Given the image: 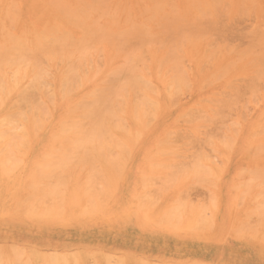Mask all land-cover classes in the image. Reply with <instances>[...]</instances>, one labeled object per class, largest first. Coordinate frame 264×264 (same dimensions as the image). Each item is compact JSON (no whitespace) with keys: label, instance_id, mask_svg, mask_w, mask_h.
I'll return each instance as SVG.
<instances>
[{"label":"bare ground","instance_id":"bare-ground-1","mask_svg":"<svg viewBox=\"0 0 264 264\" xmlns=\"http://www.w3.org/2000/svg\"><path fill=\"white\" fill-rule=\"evenodd\" d=\"M157 1L155 4L156 5L155 8L158 7L157 11H159L163 7L162 4H165L166 2H163L164 0H162L161 2H157ZM171 1H173V0H171ZM196 1L199 3L198 7H200L199 5H201V7L199 10H197V13H193V11H192L191 14H195V15H194V17L192 16L194 19L190 18L191 22H188L187 19H185V22L182 21L185 17L187 18L188 15L184 17L182 15L183 13H181L179 11L180 10L179 8L175 7V9H174L175 5L174 6L172 5L174 2L173 3L171 2L172 4H167V5H172V6H170L173 8L172 12H170L171 14L169 13V15H168V13L166 12L168 17H165V15H166L165 14L164 19H162L163 18L162 16H161L162 18H159V19H161V21H159L160 26H161V23H162V26L166 25L163 27L165 29L161 30L162 33L165 34L164 40L165 41L168 40V42L167 41L164 42V45H165V43H168L167 46L169 45L170 47H172V49L176 53L178 50L174 49L175 47L179 50H181L183 48V47L180 48L179 45L177 47V44H176L177 42L183 41V43H185L187 41H191L189 39L190 36L195 38V40L197 42V38H200L202 36V34H203V37L205 38V35L203 33L204 30L207 33H210L207 31L208 30L207 28L209 27L207 23H209L211 25H212V23L208 20H204L205 23L207 22L206 24L208 27L207 26H206L207 28L203 27V30H202V24L204 25V22H203L204 16L211 15L213 17L215 15L214 11H216L215 10V8H216L218 11H216L215 13L217 14V16H219V19L222 18V17L220 18V16H221V14H223L222 12H224V11H222V12L220 11V15H219L218 14L219 9L216 7V5H218L219 2H220V4L222 3V0H203V2H202V4L204 3L203 6L200 3V1H198V0H196ZM196 1L194 0V2H196ZM244 1H246V0H242L240 2L242 4L240 6L243 7L245 5ZM250 1H253L252 3H254L256 0H250ZM143 2H144V0H143ZM179 2H180V0H179ZM187 2H188V0L186 1V3ZM126 3H129V2L125 1V4H124L125 6L121 5L122 3L121 4L119 3L120 5L118 7L117 6L118 3L115 4V1L113 3V0H0V218L1 217H12V218H21V219H28L29 218V219L38 220V221H44V220L45 221H47V220L48 221H51V220L52 221L53 220L58 221L59 220V221H63V222L64 221L66 222L67 220L71 221L72 219L70 220V218H72L73 216L76 217L79 215H81V216L83 215L84 217H87V216L90 217V214H94V216L91 215V218L92 217L94 218L97 215L96 213H100L102 216V212L103 213H105V212L110 213L113 210H117V212H118L120 207H119V209H117V206L120 204H121V209L119 211L123 210V206H122L123 204L122 203L119 204V201L116 197L119 194V189H121V190H123V193L125 195H126V190H132V191L135 190L133 193L134 201L131 202L133 199L132 195H131L132 199L130 200L129 205L128 204L126 205V202H125V208L127 210H124V212L128 211V207L130 206L133 212H131V211H129V212H131L132 214L134 212L137 213V211L139 214L141 213V217H139V219L141 218L143 223L145 222V223L151 224L153 226L155 224L156 226H159V227L164 225L165 227L163 226L162 229H165V228L167 229V227H166V225H167V226H170L172 229H175L174 232L175 231H183L182 228L184 229V231L186 228L187 229L190 228L189 229L190 231L187 229L185 231V232L188 231L187 233L190 232V234H192L193 232L196 233L195 231H197V232L200 231L201 233H203L204 229H205L204 227L209 226L211 224V222L213 220L212 215L215 214L214 212L216 211V210H214L215 209L214 204L212 206V207H214V208H212L214 211L210 210V213H213V214H211L212 217L209 215V212H208L209 209H207V208H209V206L207 208H205V210H204L202 208L204 206H203V204L201 205V202H199L200 205L196 204V206H195V203L190 204L192 201H194V199H193V200H190L191 202L187 201L185 204H183L182 202H183L184 197H182L183 199L180 197L183 195L188 196L189 194H191V192H189V191H188L189 194H187V191L184 190L186 192H181L180 193L181 196L180 195L177 196V194H174L177 197H175L173 195V197H175V199L172 198V202L174 199V202L176 203L178 201L177 199L179 197V201H181V199H182V201H181L182 204H178L175 208L173 207V204L171 206H170V204H168V206L172 207V209H170V207H167L168 211L163 213L162 210H156L155 212L153 211V209H158V208L154 207V206H157L156 205L157 203H155V202L160 200L159 197H162V192H161V195H158L155 193V191L157 193L159 192L158 188H156V190L154 189L155 191L153 193L158 195L159 199L157 198L158 200L155 199L156 201H154V200H152V198L151 199L149 198L153 194L152 192H150V190L152 191L153 188L149 189L147 186V183H146V186L149 189V192L151 193V195L149 197L147 195L148 189L145 190L146 186H138V188L132 189V186H133L132 185V186H129L126 188V175H125V186L120 185L119 179H121V177H123V176L120 174L117 175V172L118 173L121 172V174H123L122 171L125 168L124 169L118 168L119 170L117 172H115L117 170L115 168V166L117 165L116 164L117 161H119V162L121 161L120 165L122 167H125V165H126V160H125V158L122 157V155H125L122 153L125 152L126 154H128L127 153L128 151L130 153V149L127 148L128 151H126V146H127L126 142L130 141L132 143L133 140L135 141L136 138L138 139L139 138L138 135L141 134V133H139L141 130H139V132H137V131H135L136 130L135 128H137L138 126H142L143 124L145 126V123H148L146 121H148L149 117L151 116L150 113H152V112H153L152 113L153 118L151 119V117H150L151 120L155 119V116H153V114L161 116L162 115V109H163L162 108V102H160V99H159V92L157 91L160 86L156 85L157 83L155 84L154 82L152 83V84H154V86H151L152 84H151V80L148 77L149 75H146L148 73L145 74V73L141 72L142 71L141 68L143 67V65L146 62H148L147 60H150V58L147 59L146 62L144 63L145 60L141 59V60H143L141 62V61H139L140 60L139 57H142L141 56L142 52L145 54V51H143V49H147L150 51L152 47L154 49V46L156 44H159L158 45L159 47H162V46L164 47V45L162 43V40L160 41L159 38L158 39L156 38L155 34L152 36L151 34H153V33H151V34L149 33L151 28L148 27L146 22H144L145 19L142 21L138 17V15L140 13L139 9H138V11H137L138 13H137L131 7L126 6ZM135 3L136 2H134V5H135ZM139 3H136V4H139ZM226 3H225V5L229 6V4H226ZM194 4L192 2V4H191L192 8L195 7ZM246 4H248V2ZM250 4H251V2H250ZM225 5H224V7H225ZM249 5H248V7H249ZM147 6H148V4H147ZM186 6L188 7L189 4ZM218 6L222 7L221 5H218ZM140 7L142 8V6H140ZM248 7H246V8L248 9ZM145 8H147V7L145 6ZM196 8L197 7H195V9ZM229 8H231V5ZM252 8H255V6H253ZM148 9H149V7H148ZM185 9H186V7L184 6V9H183L184 11L183 10H181V11L185 12ZM190 10H191V8H190ZM222 10H223V8H222ZM146 12H148V11H146ZM242 12H243V10H242ZM245 12H244V16L249 11H247L246 13ZM262 12L264 13L263 9H262ZM179 13H181V14H179ZM187 14H190V13H187ZM212 14H214V15H212ZM226 14H229V13H226ZM252 15L253 14H251V17H252ZM140 16H142L141 13H140ZM157 16H159V15H157ZM222 16H224V14ZM225 16H227V15H225ZM245 17H249V16H245ZM253 19L255 20V18H253ZM155 20H158V19H155ZM162 20H165V22L167 24H165L164 21L162 22ZM237 21H239V20H237ZM186 22H187V25H184ZM218 22H217V25H219ZM261 22H263V21H261ZM225 23H227V22H224V24ZM152 24H153V21H152ZM231 24H233V23L231 22ZM149 28H150V30H149ZM160 28H162V27H160ZM160 28H159V30H160ZM220 28L221 27H219V29ZM223 28H226V27L224 26ZM223 28H221V29H223ZM261 28H263V27H261ZM210 29H211V27H210ZM239 30H240V28H239ZM239 30L236 31L235 35L238 33ZM233 31H234V29H233ZM251 31L248 35L252 34ZM221 32L219 33V36H220ZM240 32L242 33V31H240ZM241 33H239V34H241ZM261 33H263V31ZM212 34L214 35V33H212ZM222 34H224V33H222ZM232 34H234V33H232ZM243 34H241V35H243ZM246 34H247V31H246ZM256 34H258V33H256ZM258 36H260V34H258ZM263 36H264V34H263ZM209 37L211 38L212 36H209ZM239 37H237V38L239 39ZM251 37H253V36H251ZM261 38H263V37H261ZM211 39H213V38H211ZM213 40H215V38ZM213 40L211 42H215ZM201 41H204V40H201ZM253 41H254V39H253ZM253 41H252V43H253ZM154 42L155 43L157 42V43L155 44ZM159 42H161V45ZM169 42H172V43L176 42L175 43L176 46H174L175 45L174 43L172 44ZM257 42H260V39ZM198 43L200 44L199 40H198ZM209 43H210V41H209ZM228 43L230 44L232 42L228 41ZM237 43H239V42H237ZM237 43L236 44L233 43V44L237 45ZM263 43L264 42H262V43L260 42L259 45L262 44L264 47ZM150 44H152L151 48L148 47V45H150ZM189 44H190V42H189ZM192 44L194 45V43H192V41H191L190 45H192ZM202 44H203V42H202ZM218 44L216 41L215 48L217 46V49H219L218 53H221L220 52L221 48H220V46H218ZM250 44L251 43H249V45ZM172 45L174 46V48ZM193 45L190 47V49H194V50H192L193 52H195V49L198 51V48H196L195 46H194L195 47L194 48ZM211 45L212 44H209L208 47ZM158 46L156 45V47H158ZM185 46H186V44H185ZM201 46H205V45L204 44L199 45L200 50L202 48ZM221 46H222V44H221ZM242 47H243V45H242ZM247 47H245V48H247ZM212 48H214V46ZM259 49H261V48L259 47ZM139 50H142V51L137 52ZM168 51H169V49H168ZM192 51L190 50L189 53L194 54ZM215 51H217V50H215ZM215 51H213V52L215 53ZM222 51H224V50L222 49ZM253 51L255 53H258V55L260 54L259 51H257L256 49H253ZM253 51L251 50V53ZM135 52H137V54L138 53L140 54L139 57L137 54H135ZM179 52H182V50ZM246 52H248V50ZM249 52H250V50H249ZM254 52L252 54H255ZM96 53H102L101 58H104L102 56L104 54L105 61L103 59V65H102V59L100 57H98V56H100L98 54H97L98 55L97 58H100L101 62H100V60H98L96 58H95L96 59V61H95L94 57H96L95 56ZM153 53H156V51ZM169 53L171 54V58L175 56L176 58L174 57V59H176V60L180 59V58H178V56L172 54L171 51L168 52V55H166L165 58L169 57ZM248 53L246 55H248ZM190 54H189V56H190ZM211 55L212 54L210 53V55L206 56V62H207V59H209L207 57H209V56L211 57ZM147 56L143 55V57H147ZM191 56H193V55H191ZM256 56H257V54H256ZM179 57H180V55H179ZM243 57L245 58V56H243ZM260 57H263V56H260ZM181 59H186V58H184V56H183V58H181ZM211 59H213V58H211ZM214 59H215V57H214ZM129 60H130V64L127 65L126 63H129V62H126V61H129ZM239 60L242 61L243 59H241V57H239V59L237 61H239ZM254 60H256V59L254 58ZM254 60H252V61H254ZM92 61H95V62H93V65H94V63L96 65V62H97L98 67L100 66V68H98L96 65V69L98 68L97 70L101 71V72H99V74L101 73L100 75L109 76L108 77L109 82H108V80H106V77H105L104 80L106 82L103 81V79H101L102 81H100V83L98 85H100V84L102 85L103 82H105L104 84L110 83L109 86L107 85L108 87L106 89H105V87L104 88L102 87L103 90L100 89L101 87H98V89H97L95 86V89L98 92L100 91L97 97H94L96 94H93L95 92L92 91L93 90L92 88H91L92 90L89 89L90 91L88 93L84 92L85 88H88L90 86V83L95 84L96 83L95 81L96 80L98 81L99 74L96 73V71L93 72L91 70V69H93V67H90L91 72H89V73H88V71H90L89 69H88V71L86 69L84 70V67H86V66H89V65L93 66L91 63ZM159 61H160V59H159ZM163 61H161V63L163 62L162 65L166 62L164 60V58H163ZM252 61L250 63H252ZM262 61H258V63L262 62ZM119 62H120V64H117ZM133 62H135V63H133ZM137 62H138V64H136ZM139 62H141L142 64L141 63L139 64ZM186 62L188 64V61H186ZM233 62L231 60V63H233ZM166 63L168 64V62H166ZM234 63H236V62H234ZM234 63L231 64V65H233V67H234ZM132 64H133V66L139 65L138 68H140L141 70L140 69L138 70L137 67H136L137 71L134 70L135 68L134 67L132 68ZM175 64L179 65V63H175ZM247 64H249V63L247 62ZM140 65L142 67H140ZM177 65H175V66H177ZM210 65H212V63H210ZM231 65H228L229 68ZM249 65H251V64H249ZM260 65H262V64H260ZM256 66H257V64H256ZM173 67H171V68H173ZM182 67H184V66L182 65ZM182 67L180 68V65H179V67H176L177 70H180V71H178V73H181ZM237 67L238 66H236V68ZM261 67H260L261 69L264 68L263 65ZM143 68H144V70H145V68L147 69L146 66H144ZM203 68H204V66H203ZM201 69H202V67H201ZM53 70H55L54 73H53ZM177 70H175V72ZM85 71H87V72H85ZM226 71H228L227 67H226ZM256 71L259 72L258 69ZM262 72H264V71H262ZM219 74H220L219 76H224V71H223V74H221V73H219ZM225 74H226V72H225ZM212 75L214 76L215 74L213 73ZM52 76H53V79L55 82V90H53L52 88H50V89L48 88V87H50V85H48V84L51 83V81L48 82L49 81L48 79L50 77H51L50 79H52ZM256 76L257 75L255 73V76H253L255 78L254 81H256V79H258V77H259V76H257V78H256ZM183 77H184L183 75L179 74L178 79L176 77L175 82L170 81V83L173 82L171 84H168L163 79V83L165 85V89H163V90L165 91L166 98H169V100H170V98L174 97L173 95L178 94L181 91L180 89H182L184 86H186V87L188 86L187 90L190 89L189 84H187L183 81L184 80ZM259 78H261V76ZM221 79H222V77H221ZM217 80L219 81V79H217ZM251 80H252V78H250V81ZM260 80L258 79V81H260ZM252 82L253 81H251V83ZM52 83H53V81H52ZM207 83L205 84V86L207 85ZM234 83H235V81H234ZM255 83H257V81ZM52 85L53 84H51V87H52ZM242 85L243 84L241 83V86ZM104 86H106V85H104ZM156 86H157V89H156ZM232 86H234V85H232ZM247 86H251V85H247ZM228 87H230V86H228ZM151 88L152 89L155 88L154 91L151 90ZM234 88H235V86L233 87V89ZM255 88L258 89V85H257V87L255 86ZM148 90L149 91L151 90L149 92V95H148V93H146V91H148ZM247 90H249V89H247ZM252 90H255V89L253 88ZM250 91H249V93H250ZM90 92L92 95H94L93 99L95 101H93V99H91L92 96L89 95ZM257 92L259 93L260 91H257ZM216 93L218 94V92H216ZM239 93H241V92H239ZM254 93L255 92H253V94ZM225 94H222L221 96H223ZM256 94H255V96H256ZM38 95H39V98H38ZM235 95H237V94L235 93ZM235 95H233L232 97L237 98L238 95L237 96H235ZM244 95H248V94H244ZM83 96L84 97L89 96L90 98H88V97L87 98L89 100H91L90 101L91 104L90 103L81 104V102H79V101L77 102V100L79 98L81 99V97H83ZM133 96H135V98H136L135 102L132 99ZM177 96L179 97V95H177ZM240 96H238V97H240ZM224 97H228V96H224ZM245 97H247V96H245ZM236 98H234L233 101H235ZM86 99H85V102H87ZM229 99L231 101V98H229ZM257 99L258 98L256 97V101H257ZM173 100H175V99H173ZM177 100H175V101L178 102ZM201 100L203 102V99H201ZM247 100L245 102H247ZM253 100H255V99H253ZM117 101H119V106L117 105L118 104ZM206 101H209V100H206ZM230 101H226V102H230ZM173 102H172V105L174 104ZM235 102L234 103H232V101L230 102V103H232V108L234 106H236V107L238 106L237 103H236V105L233 106V104H235ZM241 102H242V100H241ZM17 103L21 104L23 106V108H24V106L28 107V110L24 109L25 110L24 111L22 109L23 110V111L21 110L22 112L21 111L20 112L18 111L19 113L14 112L13 111V108H14L13 105H15ZM170 103H171V101H170ZM230 103L229 104L226 103L227 106L229 105V107H230ZM222 104L223 103H221V105ZM247 104H249V103H247ZM167 105H166V107H167ZM19 106H16V107H19ZM237 108H239V107H237ZM59 109L60 110L62 109V110L60 111ZM14 110L16 111V108H14ZM54 110L60 111L57 114V116H55L53 114ZM217 110L219 112L222 111L219 108ZM232 110H234V109H232ZM212 111H213V109H212ZM218 111H216L217 114H218ZM224 111L226 112V110H223L222 112H224ZM249 111H250V109L248 110V113H249ZM80 112L83 114H80ZM188 113H186L187 114L186 116H190V115H188ZM203 113H207V112H203ZM212 113H214V112H212ZM228 113H230V111ZM78 114H80L81 116L84 115L86 118V119L85 118L84 119L87 120L88 122H90L88 125L89 127H87L88 129H85L86 127L83 128L84 126H87L86 124H88V122L86 121L85 125L81 124L83 120L80 122L78 121L79 116H80ZM194 114H195L194 112H191V115L194 116ZM220 114H221V112H220ZM222 114H224V113H222ZM231 114H233V113H231ZM233 115H235V114H233ZM195 116H196V114H195ZM195 116L194 117L191 116L192 119H191V117H189V118L192 121H194L193 119H195ZM215 116H218V115H215ZM228 116H230V115H228ZM145 117L148 119H146ZM180 117H183V116H180ZM180 117L178 119H180ZM230 117H232V116H230ZM184 118H186V117H184ZM189 118H188V120H190ZM196 118H197V116H196ZM199 118H201V117H199ZM199 118H197V119L199 120ZM235 118H237V117H235ZM214 119H215V117H214ZM220 119H222V118H220ZM151 120H149L150 122H149V125L147 124L148 126H150ZM206 120H207V118L205 120L203 119V121H205V122H206ZM195 121H196V119H195ZM203 121L201 120V122H203ZM207 121H209V119ZM224 122H226V121H224ZM152 123H153V121H152ZM186 123H188V122H186ZM196 123H198V122L196 121ZM236 123H238V122H236ZM217 124H218V122H217ZM198 125H199V123H198ZM216 125H215V127H216ZM127 126H129L128 127L129 130L126 129ZM208 126H209V124H208ZM225 126L227 127V125H225ZM225 126H223V127H225ZM199 127H202V126H199ZM203 127H205V125ZM215 127H213V128H215ZM217 127H216V129H213L215 132H212V133L218 134V133H216ZM221 127L222 126L219 125V131L220 132H221V130H220ZM259 127H260V129H262L261 126H259ZM203 129H205V128H203ZM232 129H233V127H232ZM235 129L236 128H234V131H236L238 133L239 129H237V130H235ZM198 131L200 132V129ZM209 131H210V129H209ZM259 131L260 130H258L257 133ZM263 132H264V130H263ZM135 133L137 136L136 135L133 136V137H136L133 139V137L131 135L132 134L134 135ZM170 133H172V132H170ZM177 133H179V132H177ZM207 133L208 132H206V135H207ZM212 133L210 131V135H209L210 137H211ZM224 133L225 132H223L222 134H224ZM260 133H261V131H260ZM179 134H178V136H179ZM255 134H256V131H255L254 135L252 134L254 136V139H255ZM256 135H258V134H256ZM128 136H131L132 141L130 140V138H127ZM167 136H165V137H167ZM174 136H175V134H174ZM170 137L167 138V141L170 139ZM210 137H209V139L205 138L206 143H207V140L210 141ZM191 138H192V136H191ZM227 139L229 141L232 138L227 136ZM165 140H166V138H165ZM178 141H179V138H178ZM197 141H198V137H197ZM203 141L205 143V140H203ZM216 141H218V139ZM36 142H41L43 145H45V148L42 147V149H40V150H38L36 148L35 149L32 148L33 150H31V146L33 145V143H36ZM135 142H137V141H135ZM160 142H164V138L162 139V141L160 140ZM171 142H169L170 145L173 144ZM176 142L177 141H175V143ZM188 142L189 143H187V144H190V143L195 144V147L197 145L196 143H198V142L193 143V141H190V139L188 140ZM211 142H213V140H211ZM206 143H205V145H206ZM230 143H232V145L234 144L233 139L230 141ZM183 144L187 145L186 142ZM220 144H222V142ZM227 144H229V143H227ZM38 145H39V143H38ZM232 145H230V150L232 149ZM260 145H261V143H259V147H260ZM19 146L21 147L22 151H21ZM197 146H201V145H197ZM206 146H208V145H206ZM23 147H24V150H23ZM211 147H212V145H211ZM113 148H115V149H113ZM209 148L210 147H208V149ZM224 148H225V146H224ZM263 148H264V146H263ZM29 149L34 154L31 159H30V157H25L26 153H28ZM156 149H157V145H156ZM251 149H253V148H250V151H252ZM258 149L260 150V152L262 150H264V149H262V146H261L262 150L260 148H258ZM146 150H148V149H146ZM259 150L256 151V153H258ZM111 151L114 155L110 153ZM227 151L229 152V150H227ZM247 151H249V150H247ZM106 152H108L109 155L106 154ZM165 152H166V150H165ZM186 152H188V151H186ZM200 152H201V150H199L198 153H200ZM204 152H205V150L203 151V153L201 152V154H199V156L201 155L200 157H202V159H203L202 161L200 159V161L198 160L196 162H193L192 164H190L186 167H182V166H179V167H182L183 168L182 170H184V172L185 171H189V172L190 171H197V172L200 171V172H202L201 177H204L205 173H206L205 175H208L207 173L212 172L211 170L213 169L212 168L213 164L212 165L210 164L212 161L210 159L206 158L208 154L206 155L205 154L206 152L205 153ZM217 152L215 151V153H217ZM161 153H162V151L159 153L160 154L159 157H161L163 155V154L161 155ZM194 153L192 155H194ZM256 153H254V154H256ZM143 154H145V153H143ZM165 154L168 155L167 153H165ZM173 154H175V152H173ZM212 154H214V153H212ZM219 154H221V153L219 152ZM251 154L253 156V153H251ZM103 155L104 156L108 155V157L104 158ZM156 155H158V154H156ZM177 155H179V154L176 153V156ZM75 156L77 157L76 160H74L76 158ZM96 156H97V159H96ZM128 156H130V155H128ZM87 157H88V161H85V160H87ZM90 157H92V158L89 160ZM98 157H100L101 160L103 157L104 160L102 161L101 165H103L105 167H101V166L96 167L97 164H95V165L90 164V162L91 163L95 162V160L97 162H99ZM181 157L183 158V156H181ZM248 157L249 156H247L246 158H248ZM148 158H149V156H148ZM154 158L155 157H153V159ZM171 158H172V156H171ZM171 158H169V159H171ZM82 159H84V161ZM92 159H95V160L92 161ZM172 159H175V158H172ZM26 160H29V161H26ZM80 160L82 161V163L89 162L88 163L90 165L89 168L85 169V170L82 169L81 166L82 165L84 166V164H82ZM165 160H167V159H165ZM183 160H184V158H183ZM213 160H214V158H213ZM148 161H150V158ZM148 161H145V162L147 163ZM207 161H209L210 163L207 164ZM216 161H217V159H216ZM77 162H80L81 166L80 165L79 166L81 168L77 167V164H76ZM143 162H144V160H143ZM181 162H183V161H181ZM181 162L179 165H182ZM106 163H108L107 166H106ZM156 163L160 164L161 162L160 163L156 162ZM156 163H154V164H156ZM120 165L119 166L117 165V166L120 167ZM142 165H144V164H142ZM110 166H112V167H110ZM167 166H166V168H168ZM99 167H101V168H99ZM155 167L158 168V166H155ZM173 167H174V165H173ZM219 167L221 168V165H219ZM20 168H23L24 171H20L21 170ZM112 168L115 169L114 172H113ZM157 168H155V169H157ZM174 168L177 169V167H174ZM151 169H152V167H151ZM258 169L256 166L255 170H257V172H258ZM170 170H171V168H169V170H167V171L170 172ZM245 170L247 171V169H245ZM245 170L243 168V171H245ZM249 170H251V169L249 168ZM177 171H178V169H177ZM220 171L222 172L221 169H220ZM124 173H125V171H124ZM140 173L142 175V171ZM182 173H183V171H182ZM248 173H249V171H248ZM252 173L250 172L249 174L253 175ZM262 173H264V172L262 171ZM143 174H144V171H143ZM173 174H176V172ZM238 174H240V173H238ZM138 175H139V173H138ZM141 175H140V178H142ZM187 175L188 174L186 173L185 176H187ZM193 175H196V174H193ZM161 176L163 178V175H161ZM165 176H166V174H165ZM183 176H184V174H183ZM198 176L200 178V179L198 178V180H201L202 178L200 177V175H198ZM208 176L211 177L212 175H208ZM214 176H216L219 179V176H217L216 173ZM243 176H245V175H243ZM243 176H240V177H243ZM152 177L153 176H151V179H149V175L147 176L145 174V176L143 177V180L144 179L147 180L146 182H150L149 180H151V183H152V179H153ZM188 177H190V176H188ZM196 177H197V175H196ZM205 177L207 180H209L207 178V176H205ZM167 178H168V183L171 182V181H169V180H171L170 176ZM181 178H182V176H181ZM181 178H179V179L177 178V180L179 181ZM193 178L195 179V176ZM246 178H248V177H246ZM186 179H188V178H186ZM256 179H257V177H256ZM256 179H253V182ZM258 179H260V178H258ZM143 180H142V182H143ZM162 180H164V179H162ZM243 180H245V179H243ZM160 181L161 180L159 177V183H160ZM174 181H175V179H174ZM249 181H250V179H249ZM249 181H247V183ZM153 182H154V184H152V185H154V187L155 186L158 187V185H156V183H157L156 179ZM251 182H252V180H251ZM253 182H252V184H253ZM141 184H143V183H141ZM212 184H210V185H212ZM246 184H245V187H243V188H245V190L250 193L251 188L249 189L248 188L249 184L248 185H246ZM242 185H243V183H242ZM260 185H261V183H260ZM189 186H190V184H189ZM193 186L195 187L196 184H194ZM246 186L249 190L246 188ZM249 186H251V185H249ZM257 186H259V185H257ZM257 186L255 185L254 187H257ZM213 187H214V184H213ZM239 187H240V185H239ZM164 188H163V190H164ZM233 188L239 189L236 185L232 186L231 189L234 190V192H235V189H233ZM263 188H261V186L259 188L260 190L262 189L261 191H259V193H261L262 195H264L262 193V191L264 192ZM240 189L242 190V186ZM166 190L167 189H165L164 191H166ZM193 190H195V189H193ZM146 191H147V193H146ZM178 192H180V191H178ZM241 192L243 194V191H241ZM252 192H254V191H252ZM184 193H186V194H184ZM249 193L247 195H249ZM141 194L147 195V197L149 199H147L145 196H144V198H146V199L142 198L143 195H141ZM159 194H160V192H159ZM205 194L207 195V193H205ZM231 194H233V193L231 192ZM258 194L256 193L257 196H258ZM208 195H207V197H208ZM187 196H185L184 202L186 201ZM204 196L205 195H203V197ZM238 196H236L235 198L233 197L235 199V201L241 200V199L237 198ZM243 197L244 196L241 197L242 200H243ZM208 198H211V197H208ZM239 198H240V196H239ZM153 199H154V197H153ZM205 199H204V202H205ZM245 199H246V197H245ZM188 200H189V198H188ZM208 200H206V201H208ZM249 200H248V202H249ZM251 200L254 201L255 199L251 198ZM122 201L123 200H120V202H122ZM165 201H167V200H165ZM168 201H170V200H168ZM228 201H230V200H228ZM231 201H233V200L231 199ZM255 201H257V200H255ZM236 202H238V201H236ZM152 203H155L154 206ZM262 203H264V202H261V204ZM229 204L230 203H226V207L230 206ZM251 204H252V202H251ZM207 205L208 204H206L205 206H207ZM238 205H240V204H238ZM252 205L254 207H256L255 204H252ZM252 205L250 207H252ZM263 205L264 204H262L260 206L264 207ZM215 206H216V204H215ZM132 207H134L136 209V211L133 210L134 208H132ZM244 207H246V206H244ZM254 207H252V208L254 209ZM257 207L255 208V211L253 210L254 212L251 211L252 214L255 215V212L257 211L256 210ZM163 208L165 209L166 206ZM167 209H165V210H167ZM244 209H243V212L246 213V211H244ZM230 210H232V207ZM246 210L248 211V213H247V215L244 216L245 219H246V217H249V219H251V217H250L251 213L249 214V210L247 208H246ZM205 211H207L208 213ZM263 211H264V208H263ZM257 212H256L257 217H259V216L261 217V214L258 216ZM206 213L211 217L210 218L211 220L206 215ZM105 214H103V216ZM112 214H113V212H112ZM229 214H230V212H229ZM263 214H262V218L264 219ZM107 215H108V213H107ZM98 216H100V215H98ZM134 216H136V215H134ZM237 216L239 217V215H237ZM75 217H73V218L76 219ZM136 217H138V214ZM109 218H110V216H109ZM249 219L247 218V220H246V223L250 222L249 224L242 222L246 225H243L241 223V218H240V220L238 219L241 224L238 223L237 221H235L233 224L235 226V228L233 226L234 233L235 234L237 233L240 236L239 238H242L241 235L243 234V239L247 238V237H245L246 234L248 235V238L253 237V236L256 237L257 236L256 234L260 235V237H261V234H262V239L264 240V238H263L264 237L263 236L264 235V227L261 228L260 230H258L257 227L255 228V225L253 227V224H255V223H253V221L251 222V220H249ZM258 219H260L259 222L261 224V218H258ZM258 219H257V222H258ZM252 220H254V219H252ZM136 221H137V219H136ZM243 221H244V219H243ZM145 223H144V225H145ZM21 225L23 226V224H21ZM212 226H213V224H212ZM212 226L210 228L213 229ZM257 226H259V223H257ZM201 228L202 229L204 228V229L201 231ZM210 228H209V230H210ZM44 229H47L49 231H53L51 227H49V228L45 227ZM169 229H167V230H169ZM191 229H194V231H192ZM195 229H200V230H195ZM242 229L244 231L245 230L248 231L249 233L245 232V235H244V233L242 232L243 231ZM111 231H113V230H111ZM56 232L58 233V231H56ZM238 232L241 233V235ZM48 234L49 233H44L42 231L38 233V232H34V231L23 230L21 232V234H19V236H18V239L20 240V242L17 243V245H15L16 244L15 243V244H12V246H10V244L8 246L7 244H5L6 242L4 243L5 245H2L3 243H1L0 244V264H18V262L20 264H155L152 262H148L147 260H144L142 257H140V255H137L132 250L133 249L132 246L126 245V242L123 244L117 245L118 247L120 246L124 249L125 252H122L123 254H120V253L119 254H116V253L108 254L107 252L103 251L101 248H97L98 246H96V247L93 246L95 244L94 242H92L90 240H86V239H78V241L84 242L86 245L82 244V243H78V244H75L72 246H62L61 244H59L61 246L59 248H57L56 251H54L56 249L55 248L53 250L54 252H50L51 250L46 248L47 247L46 244L49 243L50 248H52V246H53L52 243L56 244L57 242L54 241L55 233H53L51 235H48ZM204 234L205 233H203V236H206ZM249 234L252 236H249ZM235 237H237V235H235L234 238ZM91 240H93V239H91ZM117 242H118V240H117ZM27 244H32L33 246H28ZM108 244H110V243H108ZM41 245H44V247H42V249L37 248ZM44 248L49 250V251L43 250ZM189 248H191V247H189ZM213 248H214V246H212V245H208V244L203 245V247H199L196 250V252H197L196 256L194 257L191 255V257L193 259H195V261H197V264H213V262L210 260V256L212 255L210 253L214 251ZM180 252H182V251L180 250ZM157 258L162 259L161 255L157 256ZM232 261H233V264H244L239 259L232 260ZM263 262H264V260H263ZM163 263L165 264V262H163ZM169 263H171V262H169ZM194 263H196V262H194ZM156 264H158V263H156ZM176 264H191V262H189L188 260H183V259L181 260L180 259ZM216 264H220V261H216Z\"/></svg>","mask_w":264,"mask_h":264},{"label":"rangeland","instance_id":"rangeland-1","mask_svg":"<svg viewBox=\"0 0 264 264\" xmlns=\"http://www.w3.org/2000/svg\"><path fill=\"white\" fill-rule=\"evenodd\" d=\"M114 1H115V4L116 3H118V7H119V5L121 4V5H123V6H125L124 4H125V1L126 2H129V3H126V6H129V7H131L133 10H135L136 12L138 11V9H139V12L142 14V16H140V13H139V15H138V17L143 21L144 19V22H146L147 23V25H148V27H150L151 28V30H150V28H149V30H150V34L151 33H153V34H151L152 36L155 34L156 35V38L158 39L159 38V40L161 41L162 40V43H163V45H164V42H168V40H164L165 38V34H163L162 33V31L161 30H163V29H165V28H163L164 26H166V25H163L162 26V23H161V26H160V22L159 21H161V19H159V18H162V19H164L165 17H168V15H169V13L170 12H172V10H173V8L172 7H170V6H174V9H175V7H177V8H179L180 10V12L181 13H183L182 15L185 17V16H187L188 15V17L186 18H184L182 21H184L185 22V19H187L188 20V22H191L190 21V18L192 19L193 17H194V15L195 14H191L192 13V11H193V13H197V10H199L200 9V7H201V5H199L200 7H198V2L196 3V2H194V0H188V2L186 3V1L187 0H180V2H179V0H173V1H171V0H164L163 2H166L165 4H162L163 5V7H162V9L161 10H159V11H157V9H158V7L157 8H155V4H156V1L157 0H144V2H143V0L141 1V0H113V3H114ZM136 2V3H139V4H136L135 3V5H134V2ZM138 1V2H137ZM146 1V2H145ZM162 0H158L157 2H161ZM173 3H171V2ZM198 1H200V3L202 4V2H203V0H198ZM233 1V2H232ZM242 0H222V3L220 4V2L218 3V5H221L222 7H220V6H218V5H216V7L219 9V12H218V14L220 15V11L222 12V11H224V12H222L223 14H224V16H222L223 14H221V16H220V18L221 19H219V16H217V14L215 13L216 11H218L216 8H215V10L216 11H214V14L216 15H214V14H212V15H214L213 17L211 16V15H208V16H204V18H203V22H204V25L202 24V30H203V27L204 28H207L208 26V32H210V33H207L205 30L203 31V33H204V35H205V38L203 37V34H202V36L200 37V38H197V42H196V40H195V38H193L192 36H190L189 37V39L192 41V43H194V45H193V47L195 46L196 48H198V51L195 49V52H193L192 50H194V49H190V47L192 46V45H190L191 44V41H187V42H185V43H183V41L181 42V41H179V42H173L174 44L176 43L177 44V47H178V45L180 46V48H182L181 50H182V52H179V51H181V50H179V49H177L176 47L174 48V46H176V44L173 46V48L174 49H176V50H178L177 51V53L172 49V47H170L169 45L167 46V44L168 43H165V45H164V47L162 46V47H159L158 45L159 44H156L155 42V44L158 46V47H156V45L154 46V49H153V47L151 48V45L153 44H150V45H148V47L149 48H151V50L149 51V50H147V49H143V51H145V54L142 52L141 53V56L142 57H139V53L137 54V52H140V51H142V50H139V51H137V52H135V54H137L138 55V57L140 58V60L139 61H143V60H141V59H144L145 61H144V63L146 62V60L147 59H149L150 58V60H147L148 62H146L144 65H143V67L144 66H146L147 67V69L145 68V70H144V68L140 65V67H142L141 69H142V71L141 72H143V73H148V74H146V75H149L148 77H149V79L151 80V84L154 82L156 85H158V86H160L159 87V89L157 90L158 92H159V99H160V102H162V117L161 116H158V115H154L153 114V116H155V121L154 120H151L153 117H152V113H150L151 114V119H150V117H149V119L148 118H146V119H148V121H146V122H148V123H145V126H144V124L142 125V126H138L137 128H135L136 130L135 131H137V132H139V130H141L139 133H141L140 135H138L139 136V138L137 139L136 137H133V136H135L136 135V133L133 135H131L132 137H133V139L134 138H136L135 139V141H137V142H135L134 140L132 141V138H131V136H128L127 138H130V140L132 141V143L130 142V141H127L126 142V145L128 146H126V151H128V149H130V153H129V151L127 152L128 154H126L125 152L124 153H122V154H125V155H122V157L123 158H125V160H126V165H125V167H122L121 165H120V162L119 161H117V165L119 166L120 165V167H118L117 165L115 166V168L117 169L116 171H115V169H113V172L115 171V172H117L119 169L118 168H120V169H124L122 172H123V174H121V172L120 173H118L117 172V175H122L123 177H121V179H119L120 180V185L121 186H125V175H126V188L127 187H129V186H132V189H136V188H138V186H146V183H147V186H148V188L150 189H152V191L150 190V192H154L155 190H156V188H158L159 189V192H160V194H159V192L157 193L156 191H155V193L156 194H158V195H161V192H162V197H159L160 198V200L159 201H157V202H155V203H157L156 205L157 206H154V204L155 203H152L153 204V206L154 207H156V208H158V209H153V211L155 212L156 210H162V212L164 213V212H166V211H168V209H167V207H170L172 204H173V207L175 208L178 204H185L187 201H190V200H193L194 199V201H190L191 203L190 204H192V203H195V206H196V204H199V202H201V205L203 204V206L204 207H202L204 210H205V208H207L208 206H209V208H207V209H209V215L211 216V214H213V213H210V210L212 211L213 209L212 208H214L215 207V209L214 210H216L214 213L215 214H213L212 216H213V220H212V222H211V224L209 225V226H206V227H204L203 229H204V232L203 233H205L204 235H206V236H203V233H201L200 231V233L199 232H197V231H195L196 233H192V234H190V232L189 233H187V232H185L186 231V229H185V231H184V229L182 228V230L183 231H175L174 232V230L175 229H172L170 226H167L166 225V227H167V229H169V230H167L166 228V230L165 229H162V227L164 226H161V227H159V226H156L155 224H154V226L153 225H151V224H148V223H145V225H144V223H143V221L141 220V218L139 219V217H141V213L139 214L138 213V211H137V213H133L134 215H136L137 216V214H138V217H136V216H134L131 212H133L132 211V209H131V207L129 206H127L128 207V211H126V212H124V210H127L126 208H125V202H126V205L128 204L129 205V203H130V200L132 199V201L131 202H133L134 201V197H133V193H134V191H132V190H126V195L123 193V190H121V189H119V194L116 196L117 197V199H118V201H119V204L120 203H122L123 205V212L122 211H119L120 209H121V204L120 205H118L117 206V209H119V207H120V209L118 210V212H117V210H113L112 212H113V214H112V212H107L108 213V215H107V213L105 214V213H103L102 212V216H101V214L100 213H96L97 215L93 218H91V215H93L94 216V214H90V217L89 216H87V217H84L83 215L81 216V215H79V216H73V217H75L76 219H74L73 217L72 218H70V220L72 219H74L73 221L71 220V221H57V220H51V221H38V220H32V219H21V218H12V217H1L0 218V244L1 243H3L2 245H5V244H7L8 246H9V244H10V246H12V244H15V245H17V243H19L20 242V240L18 239V236H19V234H21V232L23 231V230H29V231H34V232H44V233H49L48 235H51V234H53V233H55V236H54V241L55 242H57L56 244H54V243H52L53 244V246H52V248H50V246H49V243L48 244H46L47 245V247L46 248H48V249H50L51 251L50 252H54V251H56L57 250V248H59L61 245L62 246H72V245H75V244H78V243H82V244H85L84 242H81V241H78V239H86V240H90V241H92V242H94L95 244L93 245V246H98L97 248H101L103 251H105V252H107L108 254H111V253H116V254H123L122 252H125L124 251V249L122 248V247H118L117 245H119V244H123V243H125L126 242V245H131L132 246V250L137 254V255H140V257H142L144 260H147L148 262H152V263H160V264H164L163 262H165V264H168L169 262H171V263H169V264H176L180 259L182 260H188L189 262H191V264H197V261H195V259H193L192 257H191V255L192 256H196V250L199 248V247H203V245H212V246H214V248H213V252H211L210 254H212L211 256H210V260L213 262V264H216V261H220V264H233V261L232 260H237V259H239L240 261H242L244 264H264V262H263V260H264V240L262 239V234H261V237H260V235H258V234H256L257 236L256 237H249L248 238V235L246 236L245 235V232L246 233H249L248 231H244L243 229V233H244V235H245V237H247V238H244L243 239V234L241 235V233H239L241 236H242V238H239L240 236L236 233H234V231H233V224H234V222L235 221H237L238 223H240L239 222V220H240V218H241V223L242 222H245L246 223V220H247V218L249 219V217H246V219H245V215H247V213H248V211L246 210V208L249 210V214L251 213V211H255V208L257 207V213H258V216L261 214V217L259 216V217H257V214H256V212H255V215L254 214H250L251 216V219H249V220H251V222L253 221V223H255V224H253V227H254V225H255V228L257 227V229L258 230H260L261 228H263L264 226V219L262 218V214L264 213V211H263V208L264 207H261L260 205H262V204H264V203H262L261 204V202H264L263 200H264V195H262L261 193H259V191H261L259 188H260V186H261V188H263L264 187V173H262V171L264 172V150H262V149H264L263 148V144H264V132H263V130H264V72H262V71H264L263 69H261L262 67V65L264 66V47H263V45L261 44V45H259L260 44V42L262 43V42H264V36H263V34H264V13L262 12V9L264 10V0H256L255 2L257 3H252L253 1H250V0H246V1H244L245 3V5L242 7V6H240V5H242L240 2H241ZM143 2V3H142ZM192 2H193V4H194V6L195 7H197L196 9H195V7L194 8H192L191 7V4H192ZM227 2V3H226ZM248 2V4H246ZM250 2H251V4H250ZM120 3V4H119ZM142 3V4H141ZM225 3L226 4H229V6H227V5H225ZM129 4V5H128ZM146 4V5H145ZM147 4H148V6H147ZM167 4H172V5H167ZM189 4V6L187 7L186 5H188ZM223 4V5H222ZM250 4V5H249ZM254 4V5H253ZM256 4V5H255ZM204 5V3L202 4V6ZM224 5H225V7H224ZM230 5H231V8H229L230 7ZM247 5V6H246ZM248 5H249V7H248ZM122 6V7H123ZM140 6H142V8L140 7ZM144 6V7H143ZM145 6L147 7V8H145ZM153 6V7H152ZM168 6V7H167ZM184 6L186 7V9H185V12H183L184 10ZM253 6H255V8H252ZM148 7H149V9H148ZM165 7V8H164ZM243 9H242V8ZM246 7H248V9L246 8ZM176 8V9H177ZM189 8V9H188ZM190 8H191V10H190ZM222 8H223V10H222ZM246 8V9H245ZM148 9V10H147ZM152 9V10H151ZM154 9V10H153ZM156 9V10H155ZM188 9V10H187ZM195 9V10H194ZM239 9V10H238ZM245 9V10H244ZM151 10V11H150ZM164 10V11H163ZM181 10H183V11H181ZM226 10V11H225ZM242 10H243V12H242ZM251 10V11H250ZM256 10V11H255ZM146 11H148V12H146ZM157 11V12H156ZM247 11H249L248 13H246ZM253 11V12H252ZM151 12V13H150ZM166 12L168 13V15L166 14ZM190 13V14H187V13ZM244 12L246 13L245 14V16H249V17H245L244 16ZM138 13V12H137ZM181 13H179V14H181ZM226 13H229V14H226ZM147 14V15H146ZM166 14V15H165ZM171 14V13H170ZM185 14V15H184ZM238 14V15H237ZM248 14V15H247ZM251 14H253L252 15V17H251ZM157 15H159V16H157ZM164 15H165V17H164ZM225 15H227V16H225ZM229 15V16H228ZM162 16V17H161ZM193 16V17H192ZM239 16V17H238ZM243 16V17H242ZM215 17V18H214ZM228 19H227V18ZM152 18V19H151ZM217 18V19H216ZM225 18V19H224ZM239 18V19H238ZM241 18V19H240ZM243 18V19H242ZM246 18V19H245ZM253 18H255V20L253 19ZM147 19V20H146ZM151 19V20H150ZM155 19H158V20H155ZM167 19V18H166ZM165 19V20H166ZM194 19V18H193ZM262 19V20H261ZM165 20H162V22L164 21L165 22ZM186 20V21H187ZM204 20H208V21H210L211 23H212V25L211 24H209V23H207L208 24V26H207V24L205 23V21ZM222 20V21H221ZM224 20V21H223ZM232 20V21H231ZM237 20H239V21H237ZM251 20V21H250ZM148 21V22H147ZM152 21H153V24H152ZM155 21V22H154ZM193 21V20H192ZM202 21V20H201ZM219 21V22H218ZM221 21V22H220ZM242 21V22H241ZM261 21H263V22H261ZM183 22V23H184ZM217 22H218V24L219 25H217ZM223 22V23H222ZM224 22H227V23H225L224 24ZM231 22L233 23V24H231ZM145 23V24H146ZM263 25H262V24ZM155 24V25H154ZM165 24H167L166 22H165ZM221 24V25H220ZM223 24V25H222ZM228 24V25H227ZM158 25V26H157ZM184 25H187V22L184 24ZM240 25V26H239ZM207 26V27H206ZM226 27V28H223V27ZM229 26V27H228ZM259 28H257V27ZM160 27H162V28H160ZM210 27H211V29H210ZM219 27H221V28H223V29H219ZM238 27V28H237ZM251 27V28H250ZM261 27H263V28H261ZM159 28H160V30H159ZM214 28V29H213ZM239 28H240V30H239ZM225 29V30H224ZM227 29V30H226ZM233 29H234V31H233ZM248 29V30H247ZM255 29V30H254ZM257 29V30H256ZM262 29V30H261ZM212 30V31H211ZM237 30H239L238 31V33L235 35V33H236V31ZM247 31V34H246V31ZM252 30V31H251ZM259 30V31H258ZM261 30V31H260ZM153 31V32H152ZM221 32V34H220V36H219V33ZM240 31H242V33L240 32ZM250 31L252 32V34H250V35H248L249 33H250ZM263 31V33H261ZM229 32V33H228ZM255 32V33H254ZM212 33H214V35L212 34ZM222 33H224V34H222ZM232 33H234V34H232ZM239 33H241V34H243V35H241V34H239ZM256 33H258V34H260V36H258V34H256ZM222 35V36H221ZM235 35V36H234ZM241 35V36H240ZM247 35V36H246ZM262 35V36H261ZM209 36H212L211 38H215V40H213V39H211ZM215 36V37H214ZM224 36V37H223ZM240 36V37H239ZM251 36H253V37H250ZM195 37V36H194ZM203 37V38H202ZM207 37V38H206ZM237 37H239V39L237 38ZM242 37V38H241ZM259 37V38H258ZM261 37H263V38H261ZM225 38V39H224ZM253 39H254V41H253ZM256 39V40H255ZM260 39V42H257L258 40ZM164 40V41H163ZM198 40H199V42H200V44L198 43ZM201 40H204V41H201ZM206 40V41H205ZM215 41V42H211V41ZM239 40V41H238ZM251 40V41H250ZM186 41V40H185ZM209 41H210V43H209ZM216 41H217V44H218V46H220V48H221V53H218V51H219V49H217V46H216V48H215V45H216ZM228 41H230V42H232V43H228ZM252 41H253V43H252ZM189 42H190V44H189ZM202 42H203V44L205 45V46H201L202 48H201V50H200V48H199V45H203L202 44ZM237 42H239V43H237ZM241 42V43H240ZM160 43V45H161V42H159ZM169 43H172V42H169ZM172 43V44H173ZM197 43V44H196ZM212 44L211 46H209L208 47V45L209 44ZM236 44L237 43V45H234V44ZM249 43H251L250 45H249ZM185 44H186V46H185ZM199 44V45H198ZM221 44H222V46H221ZM226 44V45H225ZM239 44V45H238ZM245 44V45H244ZM247 44V45H246ZM254 44V45H253ZM264 44V43H263ZM171 45V44H170ZM241 45V46H240ZM242 45H243V47H242ZM261 48V49H259V47ZM214 46V48H212ZM248 46V47H247ZM255 46V47H254ZM194 47V48H195ZM245 47H247V48H245ZM157 48V49H156ZM169 49V51H171V53L172 54H174V55H176V56H178V58H180V59H178V60H176V59H174V57H172L171 58V54L169 53V57L168 58H165V56L166 55H168V49ZM263 48V49H262ZM153 49V50H152ZM206 49V50H205ZM222 49L224 50V51H222ZM253 49H256L257 51H259V55H258V53H255L254 51H253ZM167 50V51H166ZM192 51L194 54H190L189 53V51ZM215 50H217V51H215ZM227 50V51H226ZM244 50V51H243ZM248 50V52H249V50H250V52L248 53V52H246ZM251 50L255 53V54H252L251 53ZM156 51V53H153V52H155ZM197 51V52H196ZM213 51H215V53L213 52ZM263 51V52H262ZM213 52V53H212ZM230 52V53H229ZM237 52V53H236ZM167 53V54H166ZM188 53V54H187ZM210 53L212 54L211 55V57L209 56V57H207V58H209V59H207V62H206V56H208V55H210ZM217 53V54H216ZM248 53V55H246ZM251 53V54H250ZM263 53V54H262ZM100 55V56H98V55ZM101 54L102 53H96V57H94V59L96 58V59H98V60H100V58H101ZM145 55V56H147V57H143V55ZM189 54H190V56H189ZM207 54V55H206ZM215 54V55H214ZM256 54H257V56L259 57H257L256 56ZM136 55V56H137ZM179 55H180V57H179ZM191 55H193V56H191ZM205 57H203V56ZM206 55V56H205ZM220 55V56H219ZM255 55V56H254ZM97 56L98 57H100V58H97ZM104 58H101L102 59V65H103V59H104V61H105V56H104V54L102 55ZM182 56V57H181ZM183 56H184V58H186V59H181V58H183ZM213 56V57H212ZM243 56H245V58L243 57ZM260 56H263V57H260ZM214 57H215V59H214ZM239 57H241V59H243L242 61L241 60H239V61H237L238 59H239ZM163 58H164V60L166 61V62H168V64L165 62L163 65H162V63L164 62L163 61ZM176 58V57H175ZM211 58H213V59H211ZM238 58V59H237ZM254 58L256 59V60H254ZM258 58V59H257ZM96 59H95V61H96ZM159 59H160V61H159ZM162 59V60H161ZM211 59V60H210ZM261 59V60H260ZM209 60V61H208ZM231 60H232V62L234 61V62H236V63H234V67H233V65H231V64H233V63H231ZM252 60H254V61H252V63H250ZM263 60V61H262ZM95 61H92L91 63H92V65H93V62H95ZM161 61H163L162 63H161ZM173 63H172V62ZM186 61H188V64H187V62ZM197 61V62H196ZM216 61V62H215ZM250 61V62H249ZM258 61H262V62H259L260 64H262V65H260L259 63H258ZM99 62V61H98ZM100 62H101V60H100ZM126 62H129V63H126L127 65L128 64H130V60L129 61H126ZM141 62H139V64L141 63ZM205 62V63H204ZM247 62L249 63V64H251V65H249V64H247ZM257 64V66H256V64ZM133 63H135V62H133ZM175 63H179V65H180V68L182 67V65L184 66V67H182V69H181V73H178V71H180V70H177V68L176 67H179V65H177V64H175ZM208 65H207V64ZM210 63H212V65H210ZM230 63V64H229ZM100 64V63H99ZM117 64H120V62L119 63H117ZM136 64H138V62L136 63ZM135 64V65H136ZM142 64V63H141ZM167 64V65H166ZM96 65H97V67H98V63L96 62ZM96 65H95V63H94V65L93 66H91V65H89V66H86V67H84V70L86 69L87 71H88V69L90 70V67H93V69H91L93 72H95L96 71V73H98L99 74V72H101V71H98L97 69L98 68H100V66L96 69ZM101 65V64H100ZM126 65V66H127ZM148 65V66H147ZM174 67H173V66ZM175 65H177V66H175ZM190 67H189V66ZM207 65V66H206ZM228 65H231L230 66V68H229V66ZM203 66H204V68H203ZM236 66H238L237 68H236ZM256 66V67H255ZM95 67V68H94ZM103 67V66H102ZM101 67V68H102ZM135 68L134 70H136L137 71V69H136V67L138 68L139 67V65H137V66H133V64H132V68ZM149 67V68H148ZM171 67H173V68H171ZM189 67V68H188ZM201 67H202V69H201ZM223 67V68H222ZM226 67H227V69H228V71H226ZM261 67V68H260ZM171 68V69H170ZM179 68V69H180ZM186 70H184V69ZM96 69V70H95ZM140 68H138V70H139ZM140 69V70H141ZM149 69V70H148ZM259 70V72L258 71H256V70ZM91 70L90 71H88V73L89 72H91ZM102 70V69H101ZM144 70V71H143ZM148 72H147V71ZM175 70H177L176 72H175ZM191 70V71H190ZM231 70V71H230ZM87 71H85V72H87ZM184 71V72H183ZM223 71H224V76H219L220 74L219 73H221V74H223ZM55 72V70H53V73ZM84 72V73H85ZM183 72V73H182ZM225 72H226V74H225ZM256 73V75L257 76H261V78H259L258 77V79L260 80V81H258V79H256V81H257V83H255L256 81H254L255 80V78L253 77V76H255V73ZM87 73V74H88ZM150 73V74H149ZM215 74L214 76L212 75V74ZM86 74V73H85ZM101 74V73H100ZM99 74V77H98V81L96 80L95 82V84H91L90 83V86L88 87V88H85V93H88L90 90H92L93 92H95V93H93V94H96L95 96L94 95H92L91 94V92H90V96H92V98L91 99H93V96L94 97H97L98 96V94H99V92L95 89V86H96V88L98 89V87H101L100 89L101 90H103V88L105 87V89L110 85V83H106V84H104L106 81L104 80V78L106 77V80H108V82H109V76H103V75H100ZM179 74L180 75H183L184 77H183V81L185 82V83H187V84H189V88L190 89H188L187 90V88H188V86L186 87V86H182L181 88L182 89H180L181 91L178 93V94H175V95H173L174 97H172L173 99H175V100H177L178 102H176L175 100H173L172 98H170V100H169V98H166V94H165V91L163 90V89H165V85H164V83H163V79H164V81L165 82H167L168 84H171V83H173V82H171L170 83V81H176L175 79H176V77H177V79H178V76H179ZM185 74V75H184ZM188 76V77H187ZM252 76V77H251ZM257 76H256V78H257ZM208 77V78H207ZM210 77V78H209ZM219 77V78H218ZM221 77H222V79H221ZM51 78V77H50ZM48 79L49 81L48 82H50L51 81V83L50 84H48V85H50V87H48L49 89L50 88H52L53 90H55V82H54V79H53V76H52V79ZM161 78V79H160ZM207 78V79H206ZM250 78H252V80L251 81H253L252 83H251V81H250ZM254 78V79H253ZM101 79H103V81H105V82H103V84L104 85H106V86H104L103 84L100 86V85H98L99 83H100V81H102ZM160 79V80H159ZM181 79V78H180ZM217 79H219V81L217 80ZM234 79V80H233ZM238 79V80H237ZM217 80V81H216ZM52 81H53V83H52ZM161 81V82H160ZM209 81V82H208ZM216 81V82H215ZM234 81H235V83H234ZM98 82V83H97ZM208 82V83H207ZM233 82V83H232ZM240 82V83H239ZM102 83V82H101ZM166 83V84H167ZM207 83V85L205 86V84ZM241 83L243 84L242 86H241ZM248 83V84H247ZM51 84H53L52 85V87H51ZM255 84V85H254ZM258 85V89L257 88H255V86L257 87V85ZM108 85V86H107ZM177 85V84H176ZM185 85V84H184ZM192 85V86H191ZM230 86V87H228V86ZM232 85H234L235 86V88L233 89V87L234 86H232ZM247 85H251V86H247ZM254 85V86H253ZM151 86H154V84H152ZM205 86V87H204ZM232 86V87H231ZM253 86V87H252ZM103 87V88H102ZM163 87V88H162ZM249 87V88H248ZM92 88V89H91ZM153 88V87H152ZM151 88V90H153L154 91V89H152ZM180 88V87H179ZM244 88V89H243ZM246 88V89H245ZM251 88V89H250ZM257 89L256 91L255 90H252V89ZM51 89V90H52ZM90 89V90H89ZM156 89H157V86H156ZM161 89V90H160ZM238 89V90H237ZM242 89V90H241ZM247 89H249V90H247ZM52 90V91H53ZM95 90V91H94ZM150 90V91H151ZM187 90V91H186ZM225 90V91H224ZM241 90V91H240ZM245 90V91H244ZM251 90V91H250ZM149 90L148 91H146V93H148V95H149V92H150ZM222 91V92H221ZM224 91V92H223ZM243 92L242 94L241 93H239V92ZM248 91V92H247ZM249 91H250V93H249ZM255 92L254 94H253V92ZM257 91H260L259 93L257 92ZM156 92V91H155ZM216 92H218V94L216 93ZM238 95V96H240V97H238L237 95H235V93ZM246 92V93H245ZM182 93V94H181ZM225 94V95H223V96H221L222 94ZM239 93V94H238ZM257 93V94H256ZM154 94V93H153ZM217 94V95H216ZM221 94V95H220ZM244 94H248V95H244ZM250 94V95H249ZM255 94H256V96H255ZM151 95V94H150ZM177 95H179V97L177 96ZM182 95V96H181ZM233 95H235V96H237V98L236 97H234V98H236V102L235 101H233L234 100V98L232 97ZM259 95V96H258ZM224 96H228V97H224ZM231 96V97H230ZM245 96H247V97H245ZM254 96V97H253ZM88 98H90L89 96H87ZM87 97H81V99L79 98L78 100H77V102L79 101V102H81V104H88V103H90V101L91 100H89ZM256 97L258 98L257 99V101H256ZM38 98H39V95H38ZM87 100V102H85V99ZM211 98V99H210ZM229 98H231V101H232V103H234L235 102V104H233V106L234 105H236V103L238 104V106L237 107H239V108H237L236 106H234L233 108H232V103H230L231 101H230V99ZM244 98V99H243ZM248 100H247V99ZM132 99L134 100V102L136 101V98H135V96H133L132 97ZM164 99V100H163ZM169 101H168V100ZM201 99H203V102H202V100ZM205 99V100H204ZM215 99V100H214ZM247 100V102H245L246 100ZM253 99H255V100H253ZM206 100H209V101H206ZM217 100V101H216ZM220 100V101H219ZM241 100H242V102H241ZM253 100V101H252ZM93 101H95L94 99H93ZM170 101H171V103H170ZM174 101V102H173ZM190 101V102H189ZM205 101V102H204ZM213 101V102H212ZM222 101V102H221ZM226 101H230V102H226ZM239 103H238V102ZM172 102L174 103L173 105H172ZM225 102V103H224ZM255 104H254V103ZM117 105L119 106V101H117ZM166 103V104H165ZM221 103H223L222 105H221ZM229 104L230 103V107H229V105L227 106V104ZM247 103H249V104H247ZM19 103H17V104H15V105H13V107L14 108H16V111L14 110V108H13V111L14 112H20L22 109L24 110V109H26V110H28V107H26V106H24V108H23V106L21 105V104H19ZM91 104V103H90ZM168 104V105H167ZM198 104V105H197ZM200 104V105H199ZM213 104V105H212ZM226 104V105H225ZM245 104V105H244ZM166 105H167V107H166ZM245 107H244V106ZM247 105V106H246ZM249 105V106H248ZM16 106H19V107H16ZM221 107V108H220ZM228 107V108H227ZM248 109H247V108ZM250 107V108H249ZM220 109V110H222L223 108V110H226V112L224 111V112H222V111H220L221 112V114H220V112L217 110V109ZM11 109V108H10ZM165 109V110H164ZM212 109H213V111H212ZM232 109H234V110H232ZM250 109V111H249V113H248V110ZM22 110V111H23ZM60 110V109H59ZM54 110V112H53V114L55 115V116H57V114L62 110ZM252 110V111H251ZM21 111V112H22ZM25 111V110H24ZM164 111V112H163ZM216 111H218V114H217V112ZM230 111V113H228ZM18 112V113H19ZM190 114H189V113ZM191 112H194L195 114H196V116H197V118H199V117H203L202 119L201 118H199V120L196 118V116H195V114H194V116H195V119H196V121L199 123V125H198V123H196V121H195V119H193L194 121H192L191 119H192V117H194L193 115H191ZM203 112H207V113H203ZM212 112H214V113H212ZM164 113V114H163ZM186 113H188V115H190V116H186L187 114ZM216 113V114H215ZM222 113H224V114H222ZM231 113H233V114H235V115H233V114H231ZM246 113V114H245ZM80 114H83V113H81L80 112ZM80 114H78V115H80ZM149 114V115H150ZM214 114V115H213ZM201 115V116H200ZM215 115H218V116H215ZM226 115V116H225ZM228 115H230V116H232V117H230V116H228ZM180 116H183V117H180ZM192 116V117H191ZM199 116V117H198ZM221 116V117H220ZM229 118H228V117ZM246 116V117H245ZM161 117V118H160ZM180 117V119H178ZM184 117H186V118H184ZM189 117H191V119L189 118ZM214 117H215V119H214ZM224 117V118H223ZM227 117V118H226ZM235 117H237V118H235ZM245 117V118H244ZM85 118V116L84 115H80L79 116V122L80 121H82V123L81 124H84L85 125V123H86V121L87 120H85L84 119ZM88 118V117H87ZM160 120H159V119ZM188 118L190 119V120H188ZM207 118V120L209 119V121H207L206 120V122L205 121H203V119L205 120ZM213 118V119H212ZM220 118H222V119H220ZM244 118V119H243ZM81 119V120H80ZM89 119V118H88ZM186 119V120H185ZM230 121H229V120ZM149 120H151V123H152V121H153V125L150 123V126H148L149 125ZM178 122H177V121ZM201 120L203 121V122H201ZM220 120V121H219ZM223 120V121H222ZM157 121V122H156ZM185 121V122H184ZM191 121V122H190ZM211 121V122H210ZM214 121V122H213ZM216 121V122H215ZM224 121H226V122H224ZM229 121V122H228ZM88 122V121H87ZM181 122V123H180ZM186 122H188V123H186ZM201 122V123H200ZM209 122V123H208ZM217 122H218V124H217ZM223 122V123H222ZM232 122V123H231ZM234 122V123H233ZM236 122H238V123H236ZM89 123L90 122H88V124H86L87 126H84L83 128H85V129H88L87 127H89L88 125H89ZM207 123V124H206ZM148 124V125H147ZM197 124V125H196ZM208 124H209V126H208ZM216 125V127H217V130H216V133H218V134H214V133H212V132H215L213 129H216V127H215V125ZM224 124V125H223ZM147 125V126H146ZM205 125V127H203ZM211 125V126H210ZM219 125H221L222 127H221V132L223 133V132H225L224 134H222L220 131H219ZM225 125H227V127L225 126ZM233 125V126H232ZM261 126V128L262 129H260V127L259 126ZM174 126V127H173ZM199 126H202V127H199ZM207 126V127H206ZM223 126H225V127H223ZM235 126V127H234ZM263 126V127H262ZM128 127L129 126H127L126 127V129L127 130H129L128 129ZM146 127V128H145ZM198 127V128H197ZM209 127V128H208ZM213 127H215V128H213ZM229 127V128H228ZM232 127H233V129H232ZM203 128H205V129H203ZM234 128H236L235 130H237V129H239L238 130V133L236 132V131H234ZM200 129V132L198 131ZM209 129H210V131H211V137L209 136L210 135V131H209ZM172 130V131H171ZM178 130V131H177ZM203 130V131H202ZM228 130V131H227ZM230 130V131H229ZM258 130H260L261 131V133H260V131L257 133V131ZM172 132V133H170V132ZM218 131V132H217ZM255 131H256V134H258V135H256L255 134V139H254V133H255ZM162 132V133H161ZM175 132V133H174ZM177 132H179V133H177ZM206 132H208L207 133V135H206ZM236 132V133H235ZM131 133V132H130ZM167 133V134H166ZM170 135H169V134ZM202 133V134H201ZM221 133V134H220ZM138 134V133H137ZM172 134V135H171ZM174 134H175V136H174ZM177 134V135H176ZM178 134H179V136H178ZM193 134V135H192ZM238 134V135H237ZM253 134V135H252ZM168 135V136H167ZM229 136L230 138H232L233 139V142H234V144L232 145V143H230V141L232 140V139H230L229 141H228V139H227V136ZM237 135V136H236ZM137 136V135H136ZM165 136H167V137H165ZM171 136V137H170ZM181 136V137H180ZM191 136H192V138H191ZM207 136V137H206ZM164 138V142H160V140L162 141V139ZM168 137H170V139L167 141V138ZM195 137V138H194ZM197 137H198V141H197ZM209 137H210V141L209 140H207V143H206V139L208 138L209 139ZM160 138V139H159ZM165 138H166V140H165ZM172 138V139H171ZM178 138H179V141H178ZM202 138V139H201ZM206 138V139H205ZM181 139V140H180ZM190 139V141H193V143H195V142H198V143H196L197 145H201V146H197L196 145V147H195V144H187V143H189L188 142V140ZM218 139V141H216ZM228 141H226V140ZM235 139V140H234ZM203 140H205V143H206V145H208V146H206L205 145V143H204V141L202 142ZM211 140H213V142H211ZM225 140V141H224ZM154 141V142H153ZM172 141V142H171ZM174 141V142H173ZM175 141H177L176 143H175ZM129 142V143H128ZM152 142V143H151ZM160 142V143H159ZM169 142H171V143H173L172 145H170L169 144ZM186 142V144L187 145H185V144H183V143H185ZM210 142V143H209ZM222 142V144H220ZM225 144H224V143ZM263 142V143H262ZM38 143H39V145H38ZM41 142H36V143H33V145L31 146V150H33V149H38V150H40V149H42V147L43 148H45V145H43L42 143L40 144ZM203 143V144H202ZM212 143V144H211ZM227 143H229V144H227ZM252 143V144H251ZM259 143H261V145H260V147H259ZM135 144V145H134ZM178 144V145H177ZM183 144V145H182ZM210 144V145H209ZM256 144V145H255ZM36 145V146H35ZM41 145V146H40ZM138 145V146H137ZM156 145H157V149H156ZM177 145V146H176ZM193 145V146H192ZM211 145H212V147H211ZM222 145V146H221ZM230 145H232V149L230 150ZM255 145V146H254ZM35 146V147H34ZM154 148H153V147ZM224 146H225V148H224ZM229 146V147H228ZM252 146V147H251ZM261 146H262V149H261ZM20 147V146H19ZM18 147V148H19ZM132 147V148H131ZM149 147V148H148ZM171 147V148H170ZM173 147V148H172ZM208 147H210L209 149H208ZM218 147V148H217ZM260 148L262 151L260 152V150L258 149V148ZM33 148V149H32ZM128 148V149H127ZM170 148V149H169ZM213 148V149H212ZM250 148H253V149H251L252 151H250ZM20 149H21V147H20ZM19 149V150H20ZM113 149H115V148H113ZM146 149H148V150H146ZM174 149V150H173ZM178 151H177V150ZM208 149V150H207ZM23 150H24V147H23ZM30 149L28 150V153H26V156L25 157H30V159L33 157V152L31 151ZM146 150V151H145ZM164 150V151H163ZM165 150H166V152H165ZM190 150V151H189ZM197 150V151H196ZM199 150H201V152L203 153V151L205 150V154L207 155V159H210L212 162L210 163L209 161H207V164H213L212 165V172H209V173H207L208 175H212L211 177L210 176H208V175H205L204 174V177L205 176H207V178L209 179V180H207L206 179V177L204 178V177H201L202 176V172H197V171H185L184 172V170H182L183 168L182 167H186V166H188V165H190V164H192L193 162H196V161H200V159H201V161L203 160L202 159V157H200L199 156V154H201V152L200 153H198L199 152ZM227 150H229V152L227 151ZM247 150H249V151H247ZM259 150V154L258 153H256V151H258ZM21 151H22V149H21ZM162 151V153H161V157H159L160 156V152ZM171 151V152H170ZM181 151V152H180ZM186 151H188V152H186ZM196 151V152H195ZM215 151L217 152V153H215ZM255 151V152H254ZM149 152V153H148ZM157 152V153H156ZM173 152H175V154H173ZM180 152V153H179ZM195 152V153H194ZM214 153V154H212V153ZM219 152L221 153V154H219ZM233 152V153H232ZM253 153V156H252V154L251 153ZM263 152V153H262ZM111 154H113L112 153V151L110 152ZM143 153H145V154H143ZM155 153V154H154ZM165 153H167L168 155H166ZM176 153H178L179 155H177L176 156ZM194 153V155H192ZM197 153V154H196ZM211 153V154H210ZM254 153H256V154H254ZM262 153V154H261ZM106 154H108L109 155V153L108 152H106ZM110 154V155H111ZM156 154H158V155H156ZM196 154V155H195ZM30 155V156H29ZM108 155L106 156H104L103 155V157L104 158H107L108 157ZM114 155V154H113ZM128 155H130V156H128ZM132 155V156H131ZM151 155V156H150ZM174 155V156H173ZM142 156V157H141ZM148 156H149V158H150V161H148L149 160V158H148ZM171 156H172V158H175V159H172L171 158ZM176 156V157H175ZM180 156V157H179ZM181 156H183V158H184V160H183V158L181 157ZM186 158H185V157ZM193 156V157H192ZM197 156V157H196ZM200 158H199V157ZM247 156H249L248 158H246ZM251 156V157H250ZM259 156V157H258ZM76 157V156H75ZM103 157H102V160H101V158L100 157H98V160H99V162H97L95 159H92V161H94L95 160V162H90V164L91 165H95V164H97V166L96 167H98V166H101V167H105V166H103V165H101L102 164V161L104 160L103 159ZM153 157H155L154 159H153ZM167 157V158H166ZM210 157V158H209ZM258 157V158H257ZM92 157H90L89 158V160L91 159ZM130 158V159H129ZM144 158V159H143ZM169 158H171V159H169ZM213 158H214V160H213ZM228 158V159H227ZM29 159V160H30ZM77 159V157L74 159V160H76ZM86 159V158H85ZM96 159H97V156H96ZM129 159V160H128ZM134 159V160H133ZM165 159H167V160H165ZM216 159H217V161H216ZM29 160H26V161H29ZM83 161H84V159H82ZM101 160V161H100ZM143 160H144V162H143ZM172 160V161H171ZM230 160V161H229ZM81 161V160H80ZM85 161H88V157H87V160H85ZM128 161V162H127ZM145 161H148L147 163L145 162ZM178 161V162H177ZM181 161H183V162H181ZM188 163H187V162ZM219 161V162H218ZM221 161V162H220ZM156 162H158V163H160V164H157ZM180 162H181V164L182 165H179L180 164ZM79 163V164H78ZM81 163H82V161H81ZM89 162H85V163H82V164H84V166L82 165H80V162H77L76 164H77V167H79V168H81L82 167V169H88L89 168V164H88ZM119 163V164H118ZM144 164V165H142V164ZM154 163H156V164H154ZM100 164V165H99ZM104 164V163H103ZM122 164V163H121ZM155 166H158V168L157 167H155ZM166 164V165H165ZM174 165V167H177V169H178V171H177V169L176 168H174L173 167V165ZM81 167H80V166ZM88 165V166H87ZM108 165V163H106V166ZM139 165V166H138ZM152 165V166H151ZM168 165V166H167ZM219 167V165H221V168L219 167H217V166ZM166 166L168 167V168H166ZM179 166H182V167H179ZM256 166H257V169H258V172H257V170H255L256 169ZM259 166V167H258ZM101 167H99V168H101ZM110 167H112V166H110ZM151 167H152V169H151ZM251 169V170H249V168ZM155 168H157V169H155ZM164 170H163V169ZM169 168H171V170H170V172L169 171H167V170H169ZM181 168V169H180ZM243 168H244V170L245 169H247V171L245 170V171H243ZM21 169V170H20ZM19 170L20 171H24V169L23 168H20ZM137 169V170H136ZM166 169V170H165ZM186 169V168H185ZM220 169L222 170V172L220 171ZM262 169V170H261ZM181 170V171H180ZM124 171H125V173H124ZM142 171V175H141V172ZM143 171H144V174H143ZM173 171V172H172ZM182 171H183V173H182ZM248 171H249V173L251 172H253L252 174L253 175H250L249 173H248ZM260 171V172H259ZM152 172V173H151ZM165 172V173H164ZM176 172V174H173V173H175ZM138 173H139V175H138ZM172 175H170V174ZM186 173L188 174L187 176H185L186 175ZM215 173H216V175L217 176H219V179L216 177V176H214L215 175ZM238 173H242L243 175H245V176H243L242 174L240 175V174H238ZM145 174L148 176L149 175V179H151V176H153L152 178V183H151V180H149L150 182H146L147 180H143V177L145 176ZM165 174H166V176H165ZM169 174V175H168ZM183 174H184V176H183ZM193 174H196L197 175V177H196V175H193ZM255 174V175H254ZM140 175H141V177L142 178H140ZM161 175H163V178H162V176ZM198 175H200V177L202 178L201 180H198V178H199V176ZM243 176V177H240V176ZM170 176V179L171 180H169V181H171V182H169L168 183V178L167 177H169ZM181 176H182V178H181ZM188 176H190V177H188ZM195 176V179L193 178ZM215 178H214V177ZM239 176V177H238ZM255 176V177H254ZM159 177H160V183H159ZM172 177V178H171ZM245 177V178H244ZM246 177H248V178H246ZM256 177H257V179L258 178H260V179H256ZM167 178V179H166ZM177 178L179 179V178H181L179 181L177 180ZM186 178H188V179H186ZM245 179V180H243V179ZM256 179V180H254V182H253V179ZM156 179V185H158V187L157 186H155L154 187V185H152V184H154V180ZM162 179H164V180H162ZM166 179V180H165ZM174 179H175V181H174ZM200 179V178H199ZM249 179H250V181H249ZM142 180H143V182H142ZM251 180H252V182H253V184H252V182H251ZM167 181V182H166ZM209 181V182H208ZM212 181V182H211ZM236 181V182H235ZM240 181V182H239ZM243 181V182H242ZM247 181H249L248 183H247ZM163 182V183H162ZM175 182V183H174ZM215 182V183H214ZM251 182V183H250ZM134 183V184H133ZM137 183V184H136ZM141 183H143V184H141ZM151 183V184H150ZM162 183V184H161ZM174 183V184H173ZM214 184V187H213V184ZM240 183V184H239ZM242 183H243V185H242ZM246 185H248L249 183V185H251V186H249L248 185V188L250 189V193L249 192H247L246 190H245V188H243V187H245V184ZM260 183H261V185H260ZM145 184V185H144ZM150 184V185H149ZM167 186H166V185ZM173 184V185H172ZM189 184H190V186H189ZM194 184H196V186L194 187L193 185ZM210 184H212V185H210ZM164 185V186H163ZM170 185V186H169ZM237 186L239 189H235V188H233V189H235V192H234V190H232L231 188H232V186ZM239 185H240V187H239ZM256 185H259V186H257V187H254V186ZM147 186H146V189L145 190H147L148 188H147ZM151 186V187H150ZM166 186V187H165ZM169 186V187H168ZM241 186H242V190L240 189L241 188ZM165 187V188H164ZM172 187V188H171ZM229 187V188H228ZM119 188V187H118ZM163 188H164V190L165 189H167L166 191H164L163 190ZM177 188V189H176ZM190 188V189H189ZM246 188H247V186H246ZM247 188V189H248ZM253 188V189H252ZM149 189L147 190L148 191V197L151 195V193L149 192ZM155 189V190H154ZM157 189V190H158ZM175 189V190H174ZM193 189H195V190H193ZM244 189V190H243ZM248 189V190H249ZM163 190V191H162ZM169 190V191H168ZM184 190H186L187 191V194H189V192H191V194H189L188 196L187 195H183V196H181L180 195V193L181 192H186V191H184ZM206 190V191H205ZM222 190V191H221ZM231 190V191H230ZM263 190H264V188H263ZM147 191H146V193H147ZM168 191V192H167ZM178 191H180V192H178ZM189 191V192H188ZM205 191V192H204ZM239 191V192H238ZM241 191H243V194H242V192ZM252 191H254V192H252ZM230 192V193H229ZM231 192L233 193V194H231ZM238 192V193H237ZM246 192V193H245ZM155 193H153L152 194V196L151 197H149L150 199L152 198V200H154V201H156V200H158L159 198H158V195H156ZM205 193H207V195H208V197H211V198H208L207 197V195L205 194ZM229 193V194H228ZM249 193V195H247ZM256 193L258 194V196L256 195ZM262 193L264 194V192L262 191ZM174 194H177V196L178 195H180L181 197L180 198H182V197H184V199H183V202L181 203V201H182V199H181V201H179V197H178V203L176 202H174V199H175V197H177V196H175ZM183 194V193H182ZM184 194H186V193H184ZM240 194V195H239ZM131 195H132V198H131ZM141 195H143V194H141ZM147 195H143L142 196V198H144V196L147 198V199H149L148 197H147ZM169 195V196H168ZM173 195L175 196V197H173ZM203 195H205L204 197H203ZM232 197H231V196ZM240 196V198H239V196ZM254 195V196H253ZM168 196V197H167ZM185 196H187V199H186V201L184 202V200H185ZM191 196V197H190ZM236 196H238L237 198L238 199H241V200H236V201H238V202H236L235 201V197ZM242 196H244L243 197V200H242ZM248 196V197H247ZM262 196V197H261ZM126 197V198H125ZM130 197V198H129ZM153 197H154V199H153ZM219 197V198H218ZM234 197V198H233ZM245 197H246V199H245ZM252 199H255V200H257V201H253V200H251V198ZM129 198V199H128ZM146 198H144V199H146ZM158 198V199H157ZM172 198H174L173 199V202H172ZM188 198H189V200H188ZM192 198V199H191ZM202 198V199H201ZM205 199V202H204V199ZM126 199V200H125ZM156 199V200H155ZM198 199V200H197ZM209 199V200H208ZM231 199L233 200V201H231ZM250 199V200H249ZM263 199V200H262ZM120 200H123L122 202H120ZM165 200H167V201H165ZM168 200H170V201H168ZM196 200V201H195ZM201 200V201H200ZM206 200H208V201H206ZM228 200H230V201H228ZM245 200V201H244ZM247 200V201H246ZM248 200H249V202H248ZM176 201V200H175ZM216 201V202H215ZM242 201V202H241ZM252 202V204H255V206L256 207H254L252 204H251V202ZM170 202V203H169ZM172 202V203H171ZM211 202V203H210ZM175 203V204H174ZM226 203H230L229 205L230 206H228V207H226ZM236 203V204H235ZM150 204V203H149ZM168 204H170V206H168ZM206 204H208L207 206H205ZM213 204H214V207H212L213 206ZM215 204H216V206H215ZM238 204H240V205H238ZM131 205V204H130ZM200 205V204H199ZM218 205V206H217ZM232 205V206H231ZM249 205V206H248ZM252 205V207H254V209L252 208V207H250ZM166 206V208L165 209H167V210H165L163 207H165ZM244 206H246V207H244ZM264 206V205H263ZM231 207H232V210H230L231 209ZM238 207V208H237ZM125 208V209H124ZM132 208H134V207H132ZM211 208V209H210ZM245 208V209H244ZM130 209V210H129ZM170 209H172V207H170ZM243 209H244V211H246V213H244L243 212ZM133 210H135L136 211V209L134 208ZM165 210V211H164ZM213 210V211H214ZM218 210V211H217ZM237 210V211H236ZM115 211V212H114ZM129 211H131V212H129ZM207 211H205V212H207ZM253 211V212H254ZM261 213H260V212ZM207 212V213H208ZM229 212H230V214H229ZM124 213V214H123ZM206 213V215L209 217V219L212 217H210L208 214ZM236 213V214H235ZM103 214H105L104 216H103ZM112 214V215H111ZM123 214V215H122ZM98 215H100V216H98ZM237 215H239V217L237 216ZM264 215V214H263ZM109 216H110V218H109ZM232 216V217H231ZM235 216V217H234ZM256 216V217H255ZM105 217V218H104ZM109 218V219H108ZM232 218V219H231ZM258 218H261V224H260V222H259V220L260 219H258ZM136 219H137V221H136ZM239 219V220H238ZM243 219H244V221H243ZM252 219H254V220H252ZM257 219H258V222H257ZM32 220V221H31ZM211 220V219H210ZM230 220V221H229ZM248 220V221H249ZM233 221V222H232ZM232 223V224H231ZM240 223V224H241ZM248 224L250 223V222H247ZM246 223V224H247ZM257 223H259V226H257ZM21 224H23V226L21 225ZM147 224V225H146ZM212 224H213V226H212ZM243 225H246V224H244V223H242ZM151 225V226H150ZM261 225V226H260ZM213 227V229L212 228H210V227ZM248 226V225H247ZM252 226V225H251ZM49 228V227H51L52 228V230L53 231H49V230H47V229H44V228ZM165 227V226H164ZM210 228V230H209V228ZM231 227V228H230ZM234 228H235V226H234ZM237 228V227H236ZM104 229V230H103ZM172 229V230H171ZM190 229V228H189ZM189 229H187V230H189ZM202 228H201V231L203 230ZM111 230H113V231H111ZM125 230V231H124ZM192 231H194V229H191ZM195 230H200V229H195ZM56 231H58V233L56 232ZM190 231V230H189ZM233 231V232H232ZM240 231V232H241ZM109 233V234H108ZM233 233V234H232ZM237 235V237H235L234 238V236L235 235ZM14 235V236H13ZM39 235V234H38ZM224 235V236H223ZM234 235V236H233ZM249 236H252V235H250L249 234ZM264 236V235H263ZM66 238V239H65ZM77 238V239H76ZM252 238V239H251ZM264 238V237H263ZM75 239V240H74ZM91 239H93V240H91ZM250 239V240H249ZM117 240H118V242H117ZM6 242V243H5ZM13 242V243H12ZM5 243V244H4ZM108 243H110V244H108ZM164 243V244H163ZM59 244H61V245H59ZM28 246H33L32 244H27ZM86 245V244H85ZM42 247H44V245H41V246H39V247H37V248H40V249H42ZM189 247H191V248H189ZM29 248V247H28ZM56 248V249H55ZM119 248V249H118ZM55 249V250H54ZM169 249V250H168ZM185 249V250H184ZM222 249V250H221ZM43 250H45V251H49V250H47V249H43ZM54 250V251H53ZM180 250L182 251V252H180ZM191 250V251H190ZM194 251V252H193ZM140 253V254H139ZM168 253V254H167ZM181 253V254H180ZM188 254V255H187ZM194 254V255H193ZM222 254V255H221ZM161 255V258L162 259H158L157 258V256H160ZM170 255V256H169ZM221 256V257H220ZM220 259H219V258ZM196 262V263H194V262ZM193 262V263H192ZM18 264H20L19 262H18Z\"/></svg>","mask_w":264,"mask_h":264}]
</instances>
